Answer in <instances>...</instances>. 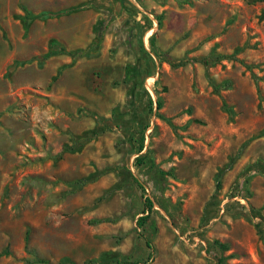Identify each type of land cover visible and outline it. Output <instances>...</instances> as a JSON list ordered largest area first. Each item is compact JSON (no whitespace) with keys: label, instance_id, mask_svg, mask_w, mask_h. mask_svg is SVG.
<instances>
[{"label":"rangeland","instance_id":"374dc122","mask_svg":"<svg viewBox=\"0 0 264 264\" xmlns=\"http://www.w3.org/2000/svg\"><path fill=\"white\" fill-rule=\"evenodd\" d=\"M150 254L264 264V0H0V264Z\"/></svg>","mask_w":264,"mask_h":264},{"label":"trees","instance_id":"16d2710c","mask_svg":"<svg viewBox=\"0 0 264 264\" xmlns=\"http://www.w3.org/2000/svg\"><path fill=\"white\" fill-rule=\"evenodd\" d=\"M54 54L55 53L52 52L49 55L52 56ZM184 65H185L184 63H178V64L175 65V67H181V66H184ZM132 72H133V70L130 71L129 76H130V74ZM215 89L218 90L219 88L215 87ZM158 108L159 109L161 108V102H158ZM138 159H139L138 161H143V158H138ZM162 174H164V173H162ZM167 175L172 176L173 175V170L168 172ZM134 181L140 188H143V185L139 182L138 179L134 178ZM153 208H154V204H153L152 200L149 197H146L145 198V210L146 211L144 212V215L142 217L138 218V220H137V227L138 228H144L145 227V225L148 223V221H149V219L151 217ZM28 235H29V233H27V237H26L27 241H28ZM147 247L148 248H152V246H151V244L149 242H147ZM150 260H152V254L149 255V259L147 261H145L143 263H140V264H150L149 263ZM39 263H43V262H39ZM117 263L118 264H139V263H130V262H117ZM85 264H94V262L93 263L92 262H86Z\"/></svg>","mask_w":264,"mask_h":264}]
</instances>
